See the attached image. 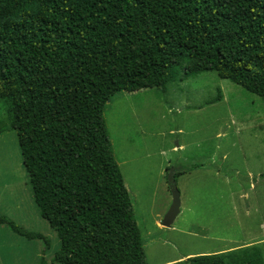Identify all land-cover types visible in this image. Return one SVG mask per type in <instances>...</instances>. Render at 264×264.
Returning <instances> with one entry per match:
<instances>
[{
  "label": "trees",
  "instance_id": "trees-1",
  "mask_svg": "<svg viewBox=\"0 0 264 264\" xmlns=\"http://www.w3.org/2000/svg\"><path fill=\"white\" fill-rule=\"evenodd\" d=\"M178 70L213 71L264 100V0H0V133L16 131L34 203L58 237L50 264H147L103 110L115 93L164 90ZM263 245L175 264H264Z\"/></svg>",
  "mask_w": 264,
  "mask_h": 264
},
{
  "label": "rangeland",
  "instance_id": "rangeland-1",
  "mask_svg": "<svg viewBox=\"0 0 264 264\" xmlns=\"http://www.w3.org/2000/svg\"><path fill=\"white\" fill-rule=\"evenodd\" d=\"M178 74L164 90L115 93L103 110L147 264L264 242V100L213 71ZM5 110L0 100V119ZM175 167L190 170L176 177L180 211L164 228ZM0 216L46 238L0 223V264H50L60 243L34 203L13 129L0 133Z\"/></svg>",
  "mask_w": 264,
  "mask_h": 264
},
{
  "label": "water",
  "instance_id": "water-1",
  "mask_svg": "<svg viewBox=\"0 0 264 264\" xmlns=\"http://www.w3.org/2000/svg\"><path fill=\"white\" fill-rule=\"evenodd\" d=\"M171 193H172V203L168 208L167 212L165 213L162 221L161 226L164 228H170L173 221L175 220L176 216L180 211V201H179V192L176 188V184L174 180H171Z\"/></svg>",
  "mask_w": 264,
  "mask_h": 264
},
{
  "label": "crops",
  "instance_id": "crops-1",
  "mask_svg": "<svg viewBox=\"0 0 264 264\" xmlns=\"http://www.w3.org/2000/svg\"><path fill=\"white\" fill-rule=\"evenodd\" d=\"M160 223V222H159Z\"/></svg>",
  "mask_w": 264,
  "mask_h": 264
}]
</instances>
